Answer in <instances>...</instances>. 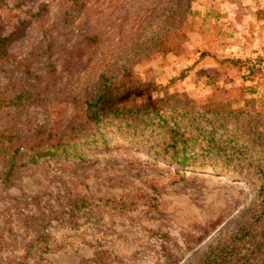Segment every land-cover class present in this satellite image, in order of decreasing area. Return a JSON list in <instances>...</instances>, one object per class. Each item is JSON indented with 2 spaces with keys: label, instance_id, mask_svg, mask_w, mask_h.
<instances>
[{
  "label": "rangeland",
  "instance_id": "obj_1",
  "mask_svg": "<svg viewBox=\"0 0 264 264\" xmlns=\"http://www.w3.org/2000/svg\"><path fill=\"white\" fill-rule=\"evenodd\" d=\"M256 14L264 18V0H8L0 22L15 39L0 94L31 95L0 113V141L13 136L26 151L76 138L109 73L131 88L119 101L186 96L264 117V53L249 36L264 27ZM3 171L0 163V264H189L259 194L249 178L179 169L127 145L82 164L30 166L10 182Z\"/></svg>",
  "mask_w": 264,
  "mask_h": 264
},
{
  "label": "trees",
  "instance_id": "obj_2",
  "mask_svg": "<svg viewBox=\"0 0 264 264\" xmlns=\"http://www.w3.org/2000/svg\"><path fill=\"white\" fill-rule=\"evenodd\" d=\"M7 1L0 0V4ZM15 1L23 5L38 0ZM14 39L15 33L5 32L0 22V64L9 59L8 48ZM225 62L237 66L239 60ZM193 71L192 67L183 70L173 83L185 80ZM117 77L116 73L103 76L102 87L88 102L89 127H78L76 138L60 139L50 148L35 143L26 151L11 144L13 136L1 140L3 179L10 182L20 170L56 159L82 164L90 153L125 145L162 157L179 169L210 168L230 177L249 178L259 187L254 207L189 264H264V117L186 96L167 97L149 105L119 101L131 88L116 81ZM30 95L22 92L9 101L0 94V113Z\"/></svg>",
  "mask_w": 264,
  "mask_h": 264
},
{
  "label": "crops",
  "instance_id": "obj_3",
  "mask_svg": "<svg viewBox=\"0 0 264 264\" xmlns=\"http://www.w3.org/2000/svg\"><path fill=\"white\" fill-rule=\"evenodd\" d=\"M259 2H261V0H259ZM243 21L245 22V20ZM253 22H256L259 25H264V18L263 17L261 18L260 15L256 14L255 20ZM243 26L247 29V31L249 30V34H250V27L245 25ZM258 28L259 29L257 31H252L249 36L251 40L254 42V49H257L258 53H264V27L263 28L258 27Z\"/></svg>",
  "mask_w": 264,
  "mask_h": 264
},
{
  "label": "built area",
  "instance_id": "obj_4",
  "mask_svg": "<svg viewBox=\"0 0 264 264\" xmlns=\"http://www.w3.org/2000/svg\"><path fill=\"white\" fill-rule=\"evenodd\" d=\"M261 66L264 67V61L261 62Z\"/></svg>",
  "mask_w": 264,
  "mask_h": 264
}]
</instances>
